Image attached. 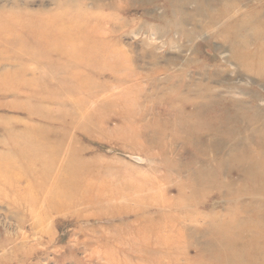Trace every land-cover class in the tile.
Listing matches in <instances>:
<instances>
[{
  "label": "rangeland",
  "instance_id": "rangeland-1",
  "mask_svg": "<svg viewBox=\"0 0 264 264\" xmlns=\"http://www.w3.org/2000/svg\"><path fill=\"white\" fill-rule=\"evenodd\" d=\"M260 130L264 0H0V264H264Z\"/></svg>",
  "mask_w": 264,
  "mask_h": 264
},
{
  "label": "bare ground",
  "instance_id": "bare-ground-1",
  "mask_svg": "<svg viewBox=\"0 0 264 264\" xmlns=\"http://www.w3.org/2000/svg\"><path fill=\"white\" fill-rule=\"evenodd\" d=\"M193 102H196V101H193ZM193 102L191 101L190 103H187L188 104L187 105V108H188L187 112L186 111L183 112V110H182L181 112H179L178 118L174 119V117H173V119L168 120L169 122L167 125H165L163 130L166 132L172 131L171 125L174 123L176 124L177 121H178V123H180L182 125V127H184V129L185 128L187 129V127H189L191 124H193V125L194 124L195 125L196 124L197 125L202 124V126L204 125V127L202 128L203 130H201L202 133L205 131L211 130V128H210L211 127V110H209V113L204 114L205 112H207L206 111V109H208L207 106L200 105V107H198V105H197L195 107ZM208 106H209V102H208ZM225 113H226V111H225ZM212 118H214L215 120H218L215 117H212ZM231 121H232V119L226 115V117L223 118V124L222 125H228L231 123ZM218 126L220 127V123ZM225 132L230 134L229 136H231V139L234 138V133H235L234 129L227 127ZM174 133H175L174 136L176 138L177 132H174ZM258 135H259V139H260V142H259L260 147L258 148V151H253L251 149V150L241 152V154L240 153L236 154V155L234 154V155H232V161L234 164H236V163L246 164L247 163V164L251 165V167L253 168V170H255V172L261 173V172H264V132L262 130H260L258 132ZM200 140H201V136L199 135V141ZM240 142H237V140H236L235 143H233L230 146L231 149L235 150L238 147V145L240 144ZM200 184H204V185L206 184L207 185L208 183L200 182ZM191 187L193 188V191H194L195 190L194 185L193 186L191 185ZM257 189L260 190L259 192L264 191V186L257 187Z\"/></svg>",
  "mask_w": 264,
  "mask_h": 264
}]
</instances>
